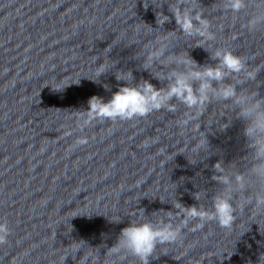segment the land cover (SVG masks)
<instances>
[{
    "label": "clouds",
    "instance_id": "9594fccd",
    "mask_svg": "<svg viewBox=\"0 0 264 264\" xmlns=\"http://www.w3.org/2000/svg\"><path fill=\"white\" fill-rule=\"evenodd\" d=\"M248 0H221L222 9L239 13L246 8ZM194 0H175L174 4H168V10L174 16L175 23L186 36H199L206 43L215 39V34L210 31V22L202 12L193 7ZM147 9L148 5L144 6ZM162 7V6H161ZM170 18L163 12L156 13V24L162 27ZM264 25V10L252 16L247 24L249 30H256L258 26ZM210 52V58L218 61L213 65H199L187 53L185 56L173 54L165 59L169 65H176L170 72L163 76L154 75L160 81L167 80V86L157 88L150 81L141 79L133 85L134 80L130 70L117 69L115 78L117 81H124L125 84L112 93L111 98L105 101L98 96H92L87 101L88 107L80 113L83 124L87 126L93 121H128L135 118L146 117L154 111L166 110L175 113L176 102L183 104L187 109L194 110L199 116L206 105L212 100L230 101L233 109L238 108L237 116L246 121L243 134L249 141L248 148L251 149L249 157L251 159L247 175L244 173L229 174L225 171L222 162H217L213 168L218 175H213L212 179L223 185V190L212 198V208L205 209L196 205L185 206L176 202L173 208L183 215V225H187L190 220L196 219L200 223L196 228L203 227L205 222L216 221L221 228L231 229L236 209L232 203L231 193L234 190H244L250 179L261 186L260 190L248 200L254 202V207L258 213L264 212V97L257 98V91H249L242 88L237 91V85H242L246 81H255L258 70L250 69L247 62L240 55L234 54L227 48H216L214 51L197 44ZM165 47L148 52L146 63L151 64L159 61L165 55ZM98 59V57H97ZM112 65L111 67H114ZM111 67L103 62L96 69L97 80L102 74L108 72ZM234 82L225 83L226 80ZM79 83V82H77ZM108 89V85H104ZM59 88V86H57ZM54 88L53 90H57ZM176 102L173 103L172 101ZM186 119L180 121V125L187 126L193 119L192 111L185 113ZM228 127L227 124L223 128ZM222 128V129H223ZM200 139L194 146L193 151L199 154L201 151L207 153L209 144L205 132L199 129ZM148 146L147 144L145 145ZM195 164V160H189ZM235 185V188L233 187ZM198 200V196L195 195ZM162 203L165 202L160 200ZM161 211V210H160ZM168 222L161 219L157 222L144 220L145 210L142 208L139 213V221L131 220L129 225L122 228L117 241L109 251L113 254L126 252L139 259L140 264H149V258H158L154 255L160 245L173 244L178 241L181 235L182 226L171 223L172 212L165 211ZM154 213V212H153ZM80 215H75V218ZM89 218L91 216H88ZM119 223L121 220L110 221ZM73 230V226H72ZM11 230L7 221L0 222V245L8 242ZM264 234V233H262ZM230 259V257H229ZM248 264H252L249 260ZM257 264H264V252L258 256Z\"/></svg>",
    "mask_w": 264,
    "mask_h": 264
}]
</instances>
